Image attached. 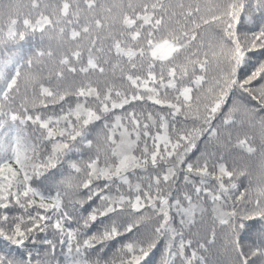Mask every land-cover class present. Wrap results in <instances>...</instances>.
Masks as SVG:
<instances>
[{
	"label": "snow or ice",
	"instance_id": "6c2138e0",
	"mask_svg": "<svg viewBox=\"0 0 264 264\" xmlns=\"http://www.w3.org/2000/svg\"><path fill=\"white\" fill-rule=\"evenodd\" d=\"M0 264H264V0H0Z\"/></svg>",
	"mask_w": 264,
	"mask_h": 264
}]
</instances>
